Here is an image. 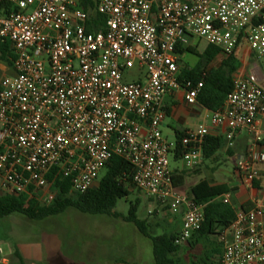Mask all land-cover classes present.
<instances>
[{
	"label": "built area",
	"instance_id": "built-area-1",
	"mask_svg": "<svg viewBox=\"0 0 264 264\" xmlns=\"http://www.w3.org/2000/svg\"><path fill=\"white\" fill-rule=\"evenodd\" d=\"M92 2L102 30L80 0H0V48L8 44L13 72L0 80V192L48 206L64 185L76 194L94 187L116 156L131 165L134 189L181 214L174 243L182 245L200 230L204 205L172 183L177 146L161 133L163 100L182 89L186 104L196 105L202 83L178 81L175 48L197 38L223 56L245 44L264 57V0ZM133 68L142 79L125 82ZM261 117L258 75L233 80L223 106L183 133L182 162L200 164L211 130L223 127L229 145L245 133L251 143L235 168L251 186L255 165L264 164ZM220 200L229 205V193ZM218 242L219 264H264V199L237 212ZM0 264H9L1 245Z\"/></svg>",
	"mask_w": 264,
	"mask_h": 264
},
{
	"label": "rangeland",
	"instance_id": "rangeland-1",
	"mask_svg": "<svg viewBox=\"0 0 264 264\" xmlns=\"http://www.w3.org/2000/svg\"><path fill=\"white\" fill-rule=\"evenodd\" d=\"M206 44L197 38L186 42L183 47H192L200 53ZM179 71L193 66L197 57L185 53L178 56ZM219 60L211 65L216 66ZM5 69L0 71V80L12 76V68L0 62ZM124 77L125 82L142 79V72L133 68ZM168 143H174V135L161 129ZM168 133V134H167ZM182 165L169 156V169ZM235 163L226 160L222 169L231 173ZM104 175L98 174L97 181ZM127 198L117 201L114 211L120 216L89 215L73 207L57 216L43 220H30L13 214L0 220V245L9 259V264H155L151 241L142 236L132 223L124 220L129 206L138 201L136 216L146 223L153 236L169 232L170 215L167 208L161 207L153 199L130 187ZM175 221V220H174ZM181 246V245H180ZM212 247L201 240L193 248H184L174 257L178 264H204ZM216 253V252H215Z\"/></svg>",
	"mask_w": 264,
	"mask_h": 264
},
{
	"label": "trees",
	"instance_id": "trees-1",
	"mask_svg": "<svg viewBox=\"0 0 264 264\" xmlns=\"http://www.w3.org/2000/svg\"><path fill=\"white\" fill-rule=\"evenodd\" d=\"M80 7L91 17L95 30H102L103 19L96 14H92V0H80ZM88 31H91V29H88ZM183 46L178 44L175 48V54L182 56L189 53L196 56L197 61L193 66L180 71L178 81L180 83L190 81L192 84L201 82L202 88L197 96V102L208 111L220 109L233 88V74L239 67L236 52L223 56L217 48L211 45H206L200 53L196 48ZM10 57L8 44L2 45L0 48V62L11 66ZM216 60H219L218 64L212 66L211 64ZM182 136L183 133H176L175 135L177 146L173 153L175 160L181 157L179 143ZM223 144L221 138H206L203 149L204 157L214 154ZM102 171L104 172L103 177L85 193H69L68 186L64 185L57 198L48 206L40 205L25 196L13 197L0 192V220L13 214L22 215L30 220H43L47 217L57 216L70 207L84 214L118 218L120 215L114 209L117 201L127 198L130 194L132 167L122 158L113 156L108 160ZM171 180L175 187L182 185V180L178 182L174 177H171ZM229 192L230 190L225 186L212 187L205 181H201L191 188L189 196L194 202L204 205V221L200 230L195 232L187 241L186 248H193L201 240H205L207 243L209 237H214L220 247L221 255L218 236L223 229L235 220V214L230 206L223 204L217 198ZM138 203L136 201L129 206L128 215L124 217V220L132 223L142 236L151 241L155 264H178L174 258L181 250V246L174 243L177 234L165 232L158 236L151 235L148 232L146 223L136 216ZM216 253H218L217 250ZM209 260L210 255H207L203 263L209 264Z\"/></svg>",
	"mask_w": 264,
	"mask_h": 264
},
{
	"label": "crops",
	"instance_id": "crops-1",
	"mask_svg": "<svg viewBox=\"0 0 264 264\" xmlns=\"http://www.w3.org/2000/svg\"><path fill=\"white\" fill-rule=\"evenodd\" d=\"M235 52L239 67L233 74V80L243 78L250 73H256L264 88V57L257 58L245 44H239ZM4 69L0 65V71H4ZM183 94V90L179 89L170 95H166L163 100L166 117L161 124V129L165 127L167 132H172L174 142L176 133H185L188 129L206 122L209 115V111L199 103L196 105L186 104ZM259 125L262 130L263 142L258 150L262 151L264 150V117L259 119ZM223 131V127L211 130L207 138H221L224 144L211 156L204 157L197 167L189 169L184 165L181 158L175 160L172 155V158L177 162H181L182 165H177L169 171L171 177H174L176 181L180 182L182 180V185L176 187V189L188 195L191 188L201 181H205L212 187L225 186L228 188L230 190V203L228 206L231 207L236 216L239 211H248L255 200L264 199V164L255 165L256 176L251 186L243 185L240 182L235 166L231 173L225 172L222 169V164L228 159L235 163L238 158L242 157L247 146L251 143V139L247 134L242 133L237 135L229 145L223 136ZM164 138L167 139V137ZM217 200H220V197ZM167 212L171 216L168 220L170 223L169 232L178 235L182 224L181 214ZM186 244L187 241L181 246L186 248ZM206 244L212 247L211 254H209V264H219L220 247L217 240L214 237H209ZM216 250L218 253H215Z\"/></svg>",
	"mask_w": 264,
	"mask_h": 264
}]
</instances>
